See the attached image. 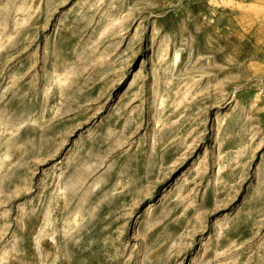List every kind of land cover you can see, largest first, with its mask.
<instances>
[{"label":"rangeland","instance_id":"374dc122","mask_svg":"<svg viewBox=\"0 0 264 264\" xmlns=\"http://www.w3.org/2000/svg\"><path fill=\"white\" fill-rule=\"evenodd\" d=\"M0 264H264V0H0Z\"/></svg>","mask_w":264,"mask_h":264}]
</instances>
